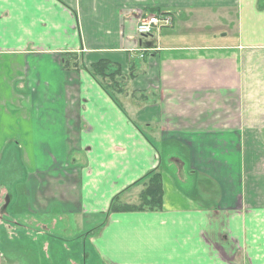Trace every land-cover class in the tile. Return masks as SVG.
<instances>
[{
	"label": "crops",
	"instance_id": "0c3cea01",
	"mask_svg": "<svg viewBox=\"0 0 264 264\" xmlns=\"http://www.w3.org/2000/svg\"><path fill=\"white\" fill-rule=\"evenodd\" d=\"M1 230L0 264H264V0H0Z\"/></svg>",
	"mask_w": 264,
	"mask_h": 264
},
{
	"label": "trees",
	"instance_id": "16d2710c",
	"mask_svg": "<svg viewBox=\"0 0 264 264\" xmlns=\"http://www.w3.org/2000/svg\"><path fill=\"white\" fill-rule=\"evenodd\" d=\"M90 74L99 81L101 87L112 97L122 94L126 90L121 68L118 64L108 61H99L91 66ZM136 185V184H135ZM144 188L139 192L135 199L129 202L120 200L117 195L113 198L109 211L110 212H133L145 210H159L162 207V183L161 172L155 169L149 172L141 180ZM134 186V185H133ZM132 187V186H131Z\"/></svg>",
	"mask_w": 264,
	"mask_h": 264
},
{
	"label": "built area",
	"instance_id": "2783aa9c",
	"mask_svg": "<svg viewBox=\"0 0 264 264\" xmlns=\"http://www.w3.org/2000/svg\"><path fill=\"white\" fill-rule=\"evenodd\" d=\"M170 21V17L164 14L140 17L138 19L137 33L139 35L152 33L161 26L169 25Z\"/></svg>",
	"mask_w": 264,
	"mask_h": 264
},
{
	"label": "rangeland",
	"instance_id": "374dc122",
	"mask_svg": "<svg viewBox=\"0 0 264 264\" xmlns=\"http://www.w3.org/2000/svg\"><path fill=\"white\" fill-rule=\"evenodd\" d=\"M12 209L10 208V211H11ZM5 215H8V213H6ZM11 221V220H10ZM10 223H12V221L10 222ZM10 223H3V226L4 227H12V224H10ZM15 223V222H14ZM15 230H16V228H15ZM16 232H17V230H16ZM12 233H15V232H12ZM17 234H18V232H17ZM0 235H1V239H5V238H12V236H11V231L10 230H1V232H0ZM24 249H28L29 248V246H27V245H25V246H22ZM2 249H4V248H2ZM36 258L38 259V263H42V257H41V255L38 253V252H36ZM20 257L22 258L23 256H21L20 255ZM19 263H21V264H24V263H26V261L25 260H20V262ZM32 264V263H31Z\"/></svg>",
	"mask_w": 264,
	"mask_h": 264
}]
</instances>
